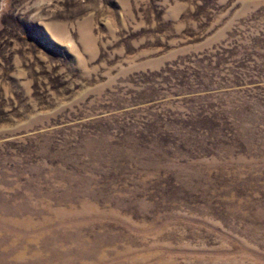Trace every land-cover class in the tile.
<instances>
[{
	"label": "rangeland",
	"instance_id": "rangeland-1",
	"mask_svg": "<svg viewBox=\"0 0 264 264\" xmlns=\"http://www.w3.org/2000/svg\"><path fill=\"white\" fill-rule=\"evenodd\" d=\"M0 264H264V0H0Z\"/></svg>",
	"mask_w": 264,
	"mask_h": 264
}]
</instances>
